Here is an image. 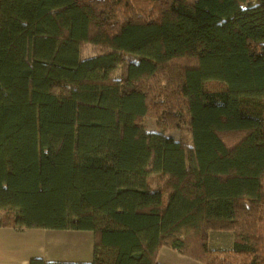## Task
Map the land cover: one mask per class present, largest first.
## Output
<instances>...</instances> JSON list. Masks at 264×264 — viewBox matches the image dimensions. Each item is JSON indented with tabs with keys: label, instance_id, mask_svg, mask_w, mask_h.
<instances>
[{
	"label": "trees",
	"instance_id": "1",
	"mask_svg": "<svg viewBox=\"0 0 264 264\" xmlns=\"http://www.w3.org/2000/svg\"><path fill=\"white\" fill-rule=\"evenodd\" d=\"M0 218L264 264V0H0Z\"/></svg>",
	"mask_w": 264,
	"mask_h": 264
},
{
	"label": "crops",
	"instance_id": "2",
	"mask_svg": "<svg viewBox=\"0 0 264 264\" xmlns=\"http://www.w3.org/2000/svg\"><path fill=\"white\" fill-rule=\"evenodd\" d=\"M95 233L90 229L23 228L4 226L0 218V264L48 262L88 263L93 260ZM158 264H203L177 250L162 246Z\"/></svg>",
	"mask_w": 264,
	"mask_h": 264
},
{
	"label": "rangeland",
	"instance_id": "3",
	"mask_svg": "<svg viewBox=\"0 0 264 264\" xmlns=\"http://www.w3.org/2000/svg\"><path fill=\"white\" fill-rule=\"evenodd\" d=\"M101 52H103V49L93 44H85L82 51L84 57L97 55ZM144 126L147 131L156 130L157 129L156 119L148 117L145 120ZM170 132L176 139L182 140L184 143L188 145L192 144V134L187 126H184L183 128H172Z\"/></svg>",
	"mask_w": 264,
	"mask_h": 264
}]
</instances>
